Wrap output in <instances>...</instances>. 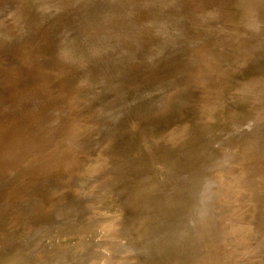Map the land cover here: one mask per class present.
<instances>
[{"label": "rangeland", "instance_id": "1", "mask_svg": "<svg viewBox=\"0 0 264 264\" xmlns=\"http://www.w3.org/2000/svg\"><path fill=\"white\" fill-rule=\"evenodd\" d=\"M105 38L112 48H102ZM260 140L264 0H0V253L11 251L8 263L87 254L76 237L40 226L58 208L50 201L70 191L85 208L58 226L107 243L92 247L89 264H145L127 251L109 258L134 221L125 198L141 195L146 211L178 171L211 186L221 210L214 227L225 231L183 262L153 264H264ZM114 167L127 170L115 176ZM256 214L261 223H248Z\"/></svg>", "mask_w": 264, "mask_h": 264}, {"label": "bare ground", "instance_id": "2", "mask_svg": "<svg viewBox=\"0 0 264 264\" xmlns=\"http://www.w3.org/2000/svg\"><path fill=\"white\" fill-rule=\"evenodd\" d=\"M140 18L143 17L140 16ZM155 21L156 19H149L147 21V25L152 26ZM141 25L144 26V23H142ZM147 25H145L146 27L144 28L149 27ZM153 26H159V23L156 22ZM85 29L91 30L89 28ZM107 31L108 30L98 29L96 30V32H94V34H96L97 37L99 36L102 39V35H106L107 37H109ZM124 34L126 36V39L124 38V41L131 38L130 33L128 31L123 32V35H121V37H123ZM142 35L143 32L138 34L139 37ZM106 39L107 38H105L104 42L102 43V45H104L102 48H112L113 45L106 44ZM106 45L111 46L106 47ZM176 100H180L178 94L172 96V101ZM154 106L159 109H163V103H157ZM252 138L258 140L260 139L257 134H254ZM260 141L261 142H259V145L264 146V142H262V140ZM50 142L51 144L49 145L53 146L52 144L54 143V141L50 140ZM135 155H137V152L135 153ZM142 157L145 160L150 161V157L149 155H147V153L144 152ZM230 158L232 163L242 161V158L239 156H231ZM214 162L215 160L209 162V164H212ZM107 164L108 165L106 166V168L113 167V156L110 158V161H108ZM65 165L68 166L69 163L67 162L65 163ZM213 166L214 168H216L217 164L215 163ZM125 171H123L122 168L114 167V171L111 174L118 176L123 174ZM102 175L108 176L110 175V173L104 171ZM171 179V184L169 186L170 191L167 194L163 195L155 194L153 196L154 203L146 211L139 208L140 204L144 202L141 198V195L130 194L128 197L125 198V206L130 207V210L134 208L136 209V213L133 215L134 221L131 223L129 238L125 243L124 248L117 251L115 255H113V253H110L109 258L113 260V258L123 256L121 255V253L127 251L130 252L129 254L140 258L145 264H153L155 262H160L163 260V258H169L175 262H183L187 260V258L194 249L214 240H220L223 237L225 230L215 229L214 227L216 215H218L221 210H215L213 204L211 203L212 200H209V195L211 194H209L211 186L201 185L202 178H197L195 180V178L192 177L190 174H179L178 171L174 172L171 175ZM135 180L136 172L135 177L130 183V185ZM77 184L78 181L75 180L73 182V185L77 186ZM213 193L214 195L216 194L214 191ZM256 198L257 200H264V188ZM85 202L86 201H83L80 198L73 197L70 191L66 194L61 195L59 198L50 201L51 206L53 205L58 208L51 214H49L40 226L49 228L52 231H54L53 229H55L60 230V232H62H52L50 235L51 237H55V234H65L64 237H76L77 243L74 247H86L85 250L87 252V254L80 255L75 260H73L72 255L66 254L62 258H59L54 264H89V261L93 256V248L97 249L99 247L100 249H102L104 245L107 244L105 241L100 240L98 235H95L91 238H87L85 236L77 235L78 230L76 231V228L58 226L59 222H61L62 220H66L69 217H72L73 214H76L78 211L85 208L83 206ZM65 205L68 206L67 209H65ZM223 209L224 213H230L233 208L228 206L224 207ZM49 210L50 209L48 208V211ZM142 215H144L142 217L144 219H141ZM261 221L262 216L259 214H256L255 216H252L249 220H247V222L250 224H259L261 223ZM31 223L37 224V222H35L34 220H32ZM197 224H201L202 228L198 229ZM163 238L167 239L168 243H163V245H160L159 241H161ZM185 239L188 240V244L186 247L184 245ZM259 242L262 243V246L260 245L258 250L263 251L262 248L264 247V237ZM8 253H11V251L0 253V264H9L7 260ZM35 257L36 255L33 257H29L27 258V260L24 261L26 264H32ZM19 259L20 258H17V260ZM104 262H107L106 258H98L96 264H104Z\"/></svg>", "mask_w": 264, "mask_h": 264}, {"label": "water", "instance_id": "3", "mask_svg": "<svg viewBox=\"0 0 264 264\" xmlns=\"http://www.w3.org/2000/svg\"><path fill=\"white\" fill-rule=\"evenodd\" d=\"M144 215H142L141 216V219H144V218H142ZM179 232H182V231H179ZM55 236H57V235H55ZM159 243H160V245H163V243H168V240L167 239H165V238H163L161 241H159ZM13 260V259H12ZM4 264V263H3ZM10 264V263H9Z\"/></svg>", "mask_w": 264, "mask_h": 264}]
</instances>
